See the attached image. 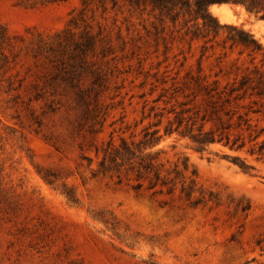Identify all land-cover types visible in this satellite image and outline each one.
<instances>
[{
	"label": "rangeland",
	"instance_id": "374dc122",
	"mask_svg": "<svg viewBox=\"0 0 264 264\" xmlns=\"http://www.w3.org/2000/svg\"><path fill=\"white\" fill-rule=\"evenodd\" d=\"M81 7L79 0L35 7L26 0H0V26L19 56L14 59L5 49V60L0 50V264H264V160L221 146L199 154L187 141L170 151L171 158L188 154L201 184L222 199L219 208L192 209L181 202L162 208L148 196L93 178L97 159L87 151L91 122L84 102L51 67L25 51L38 34L65 30ZM228 8L231 22L211 12L222 25L244 26L264 46V21L242 7ZM87 16L95 30L106 28L116 53L109 58L114 73L103 97L115 107L100 136L104 140L114 130L119 142L148 126V120L142 124L144 106L148 113L160 93L150 95L155 77L196 73L204 47L213 56L205 71H217L216 58L225 52V35L217 40L221 46L192 42L182 21L163 26L149 11L109 6L105 13L94 6ZM236 58L237 52H229L223 65L231 67ZM82 87L90 88V81ZM126 126L131 130L124 134L120 130ZM174 142L168 139L160 147ZM85 156L95 159L92 166ZM235 158L255 171L244 173ZM242 198L252 209L236 214Z\"/></svg>",
	"mask_w": 264,
	"mask_h": 264
},
{
	"label": "trees",
	"instance_id": "16d2710c",
	"mask_svg": "<svg viewBox=\"0 0 264 264\" xmlns=\"http://www.w3.org/2000/svg\"><path fill=\"white\" fill-rule=\"evenodd\" d=\"M71 1L26 0L31 7ZM79 1L82 7L72 15L65 30L53 36L38 34V39L30 41L25 51L36 62L43 61L51 67L84 102L87 119L91 122L88 131L91 143L87 151L94 152L97 159L93 178L115 182L137 196H148L162 208H173L178 202L192 209L221 207L219 194L201 184L199 171L188 154L177 153L171 158L169 153L176 151L180 142L187 141L199 154L221 146L264 160V46L244 26L222 25L211 12L213 6L242 7L249 15L264 21V0ZM94 6L105 13L109 6L112 10L127 7L141 14L149 11L158 15L163 26L168 22L177 26L182 21L188 27L186 36L192 42L204 40L206 45L221 46L217 40L225 35L222 42L225 52L216 58L217 71H205V62L213 56L209 55V48L204 47L197 60L196 73L188 72L181 77V72H177L174 77L161 79L154 76L156 82L151 84L150 95L159 90L160 93L148 113V104L144 106L142 124L148 120V126H144L139 135L133 132L129 138L121 136L119 142L114 136L116 130L110 133L108 140L101 139L111 109L115 108L107 105L103 97L110 91L114 73L109 58L116 53L106 28L98 25L95 30L89 22L87 13H93ZM5 49L10 50L14 59L19 57L13 38L0 26L1 55L7 60ZM229 52H237L238 58L228 68L223 64L229 59ZM116 60L114 57L113 61ZM114 68L118 69V65ZM86 79L91 87L84 89L82 83ZM124 130L120 131L126 134L131 126ZM172 138H175L173 145L160 147ZM85 150V146H81V151ZM84 159L90 166L95 161L88 156ZM234 162L246 174L255 171L240 158H235ZM251 209V202L245 198L238 200L235 206L236 214H247Z\"/></svg>",
	"mask_w": 264,
	"mask_h": 264
},
{
	"label": "bare ground",
	"instance_id": "6f19581e",
	"mask_svg": "<svg viewBox=\"0 0 264 264\" xmlns=\"http://www.w3.org/2000/svg\"><path fill=\"white\" fill-rule=\"evenodd\" d=\"M213 14L221 19L223 22H231L232 12L228 6H213L211 8Z\"/></svg>",
	"mask_w": 264,
	"mask_h": 264
}]
</instances>
